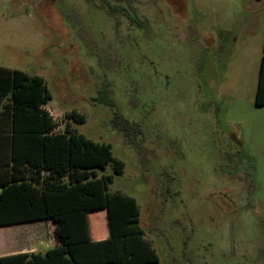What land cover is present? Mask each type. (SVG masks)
Instances as JSON below:
<instances>
[{
	"label": "rangeland",
	"instance_id": "1",
	"mask_svg": "<svg viewBox=\"0 0 264 264\" xmlns=\"http://www.w3.org/2000/svg\"><path fill=\"white\" fill-rule=\"evenodd\" d=\"M121 1L129 18L103 0H0V66L43 79L55 132L111 146L124 171L108 192L135 198L157 264H264V1ZM88 218L105 231V210Z\"/></svg>",
	"mask_w": 264,
	"mask_h": 264
},
{
	"label": "trees",
	"instance_id": "2",
	"mask_svg": "<svg viewBox=\"0 0 264 264\" xmlns=\"http://www.w3.org/2000/svg\"><path fill=\"white\" fill-rule=\"evenodd\" d=\"M50 99L40 76L0 66V226L46 220L56 241L43 254L3 256L0 264H157L156 250L139 226L135 198L108 192L124 163L112 156L109 144L69 127L55 132L45 108ZM254 104L264 106V54ZM111 122L130 137L138 129L118 113ZM108 165L112 172L100 175ZM102 210L108 236L98 240L99 223L91 229L88 217Z\"/></svg>",
	"mask_w": 264,
	"mask_h": 264
},
{
	"label": "crops",
	"instance_id": "3",
	"mask_svg": "<svg viewBox=\"0 0 264 264\" xmlns=\"http://www.w3.org/2000/svg\"><path fill=\"white\" fill-rule=\"evenodd\" d=\"M43 222L46 224V230L49 231V234L47 233L48 238L46 243L43 236L40 237L41 229L39 225ZM52 230L53 226L51 222L46 220L19 222L16 224L0 226V257L20 253H45L56 243ZM97 234L96 239L98 240L106 238L108 236L107 227L105 228V231L100 227ZM27 239H33L34 244H27ZM39 239H42L41 242H37Z\"/></svg>",
	"mask_w": 264,
	"mask_h": 264
},
{
	"label": "flooded vegetation",
	"instance_id": "4",
	"mask_svg": "<svg viewBox=\"0 0 264 264\" xmlns=\"http://www.w3.org/2000/svg\"><path fill=\"white\" fill-rule=\"evenodd\" d=\"M103 2L107 3L108 6H110L111 8L115 9L117 8L120 12L121 15H124L129 18V16H132V13L130 12V10L128 9L127 5L125 2L121 1V0H116V1H107V0H103ZM102 2V3H103ZM129 10V11H128ZM134 17V16H133Z\"/></svg>",
	"mask_w": 264,
	"mask_h": 264
}]
</instances>
